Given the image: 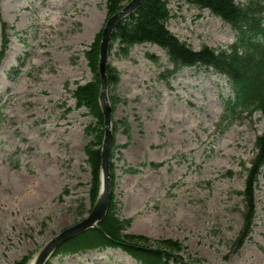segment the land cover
<instances>
[{
    "label": "rangeland",
    "instance_id": "1",
    "mask_svg": "<svg viewBox=\"0 0 264 264\" xmlns=\"http://www.w3.org/2000/svg\"><path fill=\"white\" fill-rule=\"evenodd\" d=\"M168 8L167 28L193 49L235 39L208 9L185 0H170ZM106 19L105 0H0V264L25 256L28 263L89 213L84 146L94 120L75 106L72 91L93 79L84 51ZM117 47L108 56L119 72L108 94L120 98L110 163L113 212L126 221L124 232L177 240L180 264H264V166L251 232L241 245L234 241L264 117L230 113L233 93L211 68L184 67L165 79L172 64L161 47L137 44L126 56ZM46 264L140 263L107 246L59 253Z\"/></svg>",
    "mask_w": 264,
    "mask_h": 264
},
{
    "label": "trees",
    "instance_id": "2",
    "mask_svg": "<svg viewBox=\"0 0 264 264\" xmlns=\"http://www.w3.org/2000/svg\"><path fill=\"white\" fill-rule=\"evenodd\" d=\"M128 0H105L106 18L119 10ZM170 0H141L136 10L123 19L113 30L109 53L116 43L118 51L127 55L134 45L142 43L156 44L161 47L172 64L171 69L165 70V79L184 67L198 66L211 68L225 76L233 97L228 103L230 113L236 111H259L264 117V0H185L200 8L208 9L211 14L219 17L234 30L235 39L225 47L214 48L203 44L199 49H193L189 44L180 40L167 28L170 18L168 3ZM101 30L84 51L87 65L93 73V79L85 83L76 84L72 97L77 108H84L94 123L85 130L94 132L93 139L84 146L87 163L90 168L89 197L91 206L97 196L100 184V146L103 137V116L99 107V77L97 73L98 44ZM5 32L0 47V59L5 49ZM150 59L156 58L147 54ZM107 82L116 85L119 81L118 70L107 64ZM113 107L120 100L115 94H108ZM124 124L123 120L119 121ZM117 121L112 120V143L110 158L115 141L114 133ZM255 152L246 169L244 189L241 191L243 206L242 225L235 238L241 245L251 232L255 201L254 191L261 168L264 166V132L257 135L254 141ZM152 166L158 163L150 162ZM129 171H134L130 169ZM111 179L113 180V166L110 163ZM113 195L110 206L104 217L98 222L101 229L92 227L72 237L61 244L53 255L74 254L86 250L107 246L119 247L128 256L140 264H169L172 260L176 264L182 263L178 254L181 244L170 238L151 241L139 234L125 233L126 221L119 220L113 212ZM90 210V209H89ZM29 256L22 257L12 264H26Z\"/></svg>",
    "mask_w": 264,
    "mask_h": 264
},
{
    "label": "water",
    "instance_id": "3",
    "mask_svg": "<svg viewBox=\"0 0 264 264\" xmlns=\"http://www.w3.org/2000/svg\"><path fill=\"white\" fill-rule=\"evenodd\" d=\"M140 2L141 0L126 1L119 10L114 12L105 20L101 29V35L98 44L97 73L99 77L98 102L103 116V137L100 146V184L97 196L87 216L53 235L35 252L27 264H45L56 251V249L65 241L89 228L97 227L98 229H101L98 225V222L106 214L112 196L110 172L112 106L108 98V82L106 74L109 56V44L113 30L123 19L136 10Z\"/></svg>",
    "mask_w": 264,
    "mask_h": 264
}]
</instances>
